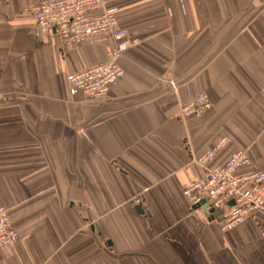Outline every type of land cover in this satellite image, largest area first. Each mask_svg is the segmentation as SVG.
<instances>
[{"label":"crops","instance_id":"crops-1","mask_svg":"<svg viewBox=\"0 0 264 264\" xmlns=\"http://www.w3.org/2000/svg\"><path fill=\"white\" fill-rule=\"evenodd\" d=\"M42 1L0 0V203L19 235L0 264H264V213L222 234L183 195L223 137L206 168L246 151L239 174L264 170V0H105L134 42L100 102L67 76L112 43L38 35ZM200 94L211 109L180 119Z\"/></svg>","mask_w":264,"mask_h":264},{"label":"built area","instance_id":"built-area-1","mask_svg":"<svg viewBox=\"0 0 264 264\" xmlns=\"http://www.w3.org/2000/svg\"><path fill=\"white\" fill-rule=\"evenodd\" d=\"M30 14L38 35L52 33L67 47L103 41L112 43L106 62L67 76L71 96L80 94L93 102L106 99L111 87L123 78L120 61L129 44L134 42L128 32L118 26L113 12L106 7V1L43 0L30 7ZM211 107L209 97L200 94L180 108L179 118L201 117ZM226 142V137L221 138L212 149L195 159V163L205 167L204 179L190 183L183 189L190 206H198L196 211L199 212L205 207V215L218 225L222 234L239 227L256 213H264V170L255 169L248 175L239 174L240 170L252 165L246 151H234L223 164L206 168ZM230 202L233 204L229 205ZM131 203L137 205L140 200L134 198ZM211 209L214 212L208 214ZM18 239L7 210L0 203V250L14 246Z\"/></svg>","mask_w":264,"mask_h":264},{"label":"water","instance_id":"water-1","mask_svg":"<svg viewBox=\"0 0 264 264\" xmlns=\"http://www.w3.org/2000/svg\"><path fill=\"white\" fill-rule=\"evenodd\" d=\"M202 203H203V201H202ZM233 204V202H230L229 203V205H232ZM131 205H133L134 206V210L136 211V213L137 214H140V215H144L145 214V211H144V209H143V207H142V205H141V203H139V204H137V205H134L133 203H131ZM198 209V206H192L191 207V210L192 211H195V210H197ZM206 208L204 207V208H202V210H201V212L203 213V214H205L206 213V210H205ZM214 211L211 209V210H209L208 211V214H212ZM212 219V218H211ZM111 245V243L108 241L107 242V246H110Z\"/></svg>","mask_w":264,"mask_h":264},{"label":"rangeland","instance_id":"rangeland-1","mask_svg":"<svg viewBox=\"0 0 264 264\" xmlns=\"http://www.w3.org/2000/svg\"><path fill=\"white\" fill-rule=\"evenodd\" d=\"M35 31H36V33L38 34V31H37V29H36V27H35ZM80 94H78V95H76V96H79ZM211 109V108H210ZM208 111V110H207ZM206 111V112H207ZM18 233V232H17Z\"/></svg>","mask_w":264,"mask_h":264}]
</instances>
